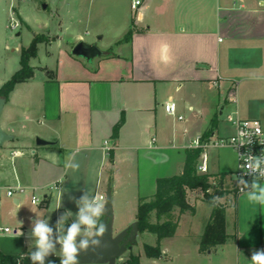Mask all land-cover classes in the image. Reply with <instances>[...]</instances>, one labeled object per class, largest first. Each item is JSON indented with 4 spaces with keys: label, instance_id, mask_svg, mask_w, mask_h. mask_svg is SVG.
<instances>
[{
    "label": "crops",
    "instance_id": "obj_1",
    "mask_svg": "<svg viewBox=\"0 0 264 264\" xmlns=\"http://www.w3.org/2000/svg\"><path fill=\"white\" fill-rule=\"evenodd\" d=\"M109 1L123 9L106 46L100 48L81 33L69 47L57 43L54 67L46 65L41 76L34 71L29 80L15 84L0 115L2 128L13 135L0 149V186L44 189L62 180L57 206L72 213L67 225L76 218L75 201L85 192L97 194L106 181H129L136 205L140 197L152 196L157 178L181 171L185 151L195 147L197 137L207 142L233 133L227 114L261 122L258 111L240 96L264 95V0H141L136 9L132 0H97L98 12ZM14 3L0 0V14L7 10L9 16ZM57 17L61 29L62 17ZM129 30L132 34L124 40ZM95 33L104 36L102 23ZM78 41L96 44L101 54L91 60L72 55ZM168 101L176 104L181 119L166 112ZM214 118L215 127L202 138ZM37 137L50 143L37 146ZM72 153L79 168L66 170ZM202 163L204 173L230 191L224 205L226 241L214 251L199 252L211 206L196 196L194 203L189 198L194 213L178 217L174 235L159 240L160 257L147 258L145 264H252V253L264 249V206L248 201L251 189L237 190L235 152L203 148L198 165ZM259 183L264 186V180ZM121 185L111 188L112 208ZM44 198L42 206L49 202ZM13 201L20 203L17 197ZM196 201L206 208L191 249L186 230L180 245L167 251L163 241L177 240L180 222L197 215ZM25 231L20 227L13 233L24 238ZM27 248L21 239L14 247H0V253L29 254Z\"/></svg>",
    "mask_w": 264,
    "mask_h": 264
},
{
    "label": "rangeland",
    "instance_id": "obj_2",
    "mask_svg": "<svg viewBox=\"0 0 264 264\" xmlns=\"http://www.w3.org/2000/svg\"><path fill=\"white\" fill-rule=\"evenodd\" d=\"M14 6L13 12L9 16L7 10L3 14H0V85L19 68L21 48L27 47L35 37L43 40L37 44L36 57L31 58L29 61L37 76L43 74L46 65L50 68L54 67L57 55V43L65 44L69 47L75 41L77 33H81L89 41L96 42L100 48H104L110 36H112L113 31L111 32V30L115 23L114 20L118 18V15L121 13L120 11L123 9L121 5L113 6L109 1L105 4L103 10L98 12L97 0H15ZM5 9H7V4L5 5ZM56 13L62 17L61 29L59 28ZM12 15L19 23L17 28H11L10 26ZM79 18L84 21L79 23L77 21ZM86 19L89 21L86 22ZM100 23L103 24V37L100 33H95V27ZM58 34L62 35L63 38H59ZM50 44L52 46H49ZM246 95L240 96L242 103L246 105L252 104L254 109L258 111L256 117L264 124V95L248 96L247 93ZM178 122L182 123L183 120ZM59 182L61 184L62 180ZM210 182H212V187L208 189V193L214 195L220 192V196L217 195L219 197L217 201L222 205H228L227 193L230 191L227 188L219 186L216 180L210 179ZM108 183H110L111 188L123 185L120 186L118 194H114V200L116 196V203L120 202L116 204L113 201V232L115 233L119 228L130 227L135 221L137 205L132 196L133 188L130 182L126 180L123 182L119 180L114 182L113 180L106 181L97 190V194L101 193L105 196ZM59 186L53 183L44 189H35L34 194L40 200L36 204L31 202L32 190L29 188H24V192L21 193L16 192L15 197L20 199L19 204H16L13 198L5 196V189L0 191V226L8 227L11 230V233H5L6 235L0 234V247H5L6 245L14 247L21 239H24V241L28 242L27 249L31 252L36 251V248L33 246L31 231L32 224L38 217L47 220L49 227H53V241L55 242L57 236L56 224L58 219L64 214L63 211H59V207L57 206ZM44 195L49 197V202L46 206H42L45 200ZM196 196H200L207 203L203 198L202 191L193 190L189 192V198L192 200V203L196 200ZM196 202L197 215L185 218L180 222L179 239H166L163 241V247H166L167 251H173L180 245V237L186 230H189L191 233L188 239V246L191 249V242L196 237L194 232L200 225L203 210L206 208V205H202L200 201ZM207 204L210 205L209 203ZM176 214L177 209L174 211L173 216L176 217ZM152 220H155L154 214H152ZM66 222H69V219ZM66 222L65 228L67 227ZM20 227L26 229V237L24 238H20L19 233H13L15 229L19 230ZM144 243L155 245L156 235L149 232H138L132 250L125 251L115 261V264L117 261L125 260L130 253L138 254L142 261L141 264H145V260L148 257L144 255L142 250ZM60 247L58 243L55 244V253H59Z\"/></svg>",
    "mask_w": 264,
    "mask_h": 264
},
{
    "label": "trees",
    "instance_id": "obj_3",
    "mask_svg": "<svg viewBox=\"0 0 264 264\" xmlns=\"http://www.w3.org/2000/svg\"><path fill=\"white\" fill-rule=\"evenodd\" d=\"M132 34L129 30L124 37L128 40ZM38 37L33 38L27 47H22L19 56V68L0 86V96L7 99L10 91L15 84L29 80L34 73V68L29 64L31 58L37 55V44L42 42ZM122 123L120 121L114 125L113 134ZM216 125V119H212L210 129L206 130L202 138L208 135ZM203 152L202 147H191L185 151V161L179 173L160 177L156 180V191L150 197H140L138 199L135 221L138 222V232H149L156 235L155 245L144 243L143 253L148 258H158L161 255L159 240L172 237L178 225V217L183 213H194V206L189 200V192L199 189L203 193L204 200L210 204L211 211L207 223L198 243L200 253H207L212 249L222 245L228 235L225 229V206L214 197L220 196V192L212 195L208 189L212 187L210 174L198 171L199 158ZM111 154V152L109 153ZM177 209L178 216L173 213ZM152 214L155 220H152ZM103 222V216L101 217ZM52 261L53 264H60V255H49L46 257L45 264ZM0 264H32L28 254H3L0 253ZM116 264H139V255L130 253L123 261Z\"/></svg>",
    "mask_w": 264,
    "mask_h": 264
},
{
    "label": "clouds",
    "instance_id": "obj_4",
    "mask_svg": "<svg viewBox=\"0 0 264 264\" xmlns=\"http://www.w3.org/2000/svg\"><path fill=\"white\" fill-rule=\"evenodd\" d=\"M241 137H247V144L251 145L253 140L251 134L241 130ZM240 145H245L241 140ZM241 159L245 161L241 167L244 169V175H253L251 183L245 181L243 176L234 177L239 184L245 188L251 189L247 195L250 203L264 206V186L259 183V178H264V151L260 156L245 155ZM79 164L75 162V153L70 154L65 162V169L77 170ZM219 197H214L213 202ZM78 207L76 218L65 228V222L72 215L71 212H65L57 221V236L53 241V228L49 227L48 221L37 218L32 224L31 236L33 237V246L36 251L28 254L32 264H45L46 257L56 252L55 244L60 247V264H79V255L81 252H87L89 248L95 249L101 246V241L107 231V224L101 221L105 215L107 201L99 194H89L85 192L79 200L75 201ZM60 206V205H59ZM58 206V207H59ZM57 207V208H58ZM81 237L77 242V237ZM252 264H264V249L256 250L251 255ZM48 264H53L49 261Z\"/></svg>",
    "mask_w": 264,
    "mask_h": 264
},
{
    "label": "built area",
    "instance_id": "obj_5",
    "mask_svg": "<svg viewBox=\"0 0 264 264\" xmlns=\"http://www.w3.org/2000/svg\"><path fill=\"white\" fill-rule=\"evenodd\" d=\"M141 4V0H132L131 8L136 9ZM19 23L14 19V16H11V28H17ZM214 85H217L216 82H214ZM229 100L234 102L235 98L233 94L229 95ZM165 110L168 114L176 116V104L174 102L168 101L165 103ZM178 119H181L182 116L177 115ZM226 121L231 124L234 128L233 133L226 135V136H220L214 139H211L207 142H202L200 137H197L193 144L195 147H213V148H222V147H228L232 149L237 157V166L233 172V177H240L243 176V179L245 181H248L251 183L253 180V175H244V169L241 167L245 163L243 159H241L242 156L245 155H252V156H260L262 151H264V127H262L261 122L256 118H250V119H242L240 118L236 112H231L225 116ZM243 130L244 132L251 134V139L253 140V143L251 145L247 144V137H241L239 135V132ZM243 140L245 142V145L241 146L240 142ZM106 143V142H105ZM15 154V152H13ZM264 167V165H262ZM198 171L201 173H204L206 171V166L204 163L198 165ZM259 180H264V178H259ZM236 181V188L238 191L247 190L248 188H245L243 185L239 184V182ZM2 189H5V196L9 198H15L16 192H24V187L17 185V186H0V191ZM32 190L31 195V202L32 203H38L40 200L39 198L34 194L35 187L30 188ZM103 196V195H101ZM104 197V196H103ZM1 199V198H0ZM0 231L9 233L11 230L8 227H0Z\"/></svg>",
    "mask_w": 264,
    "mask_h": 264
},
{
    "label": "water",
    "instance_id": "obj_6",
    "mask_svg": "<svg viewBox=\"0 0 264 264\" xmlns=\"http://www.w3.org/2000/svg\"><path fill=\"white\" fill-rule=\"evenodd\" d=\"M71 54L78 57H83L87 60L93 59L101 54L100 49L96 44L78 41L74 44ZM6 98L0 96V115L2 113ZM13 135L6 132L0 124V149L2 145L10 141ZM37 146L46 145L50 142L37 137L35 140ZM105 200L107 201L103 222L107 224V231L104 234L101 246L99 248H89L87 252H81L79 255V264H115V261L125 252L131 251L133 244L136 241L138 233V222L134 221L130 227L119 232H113V210L111 202V187L107 186L105 192ZM81 237H77V242Z\"/></svg>",
    "mask_w": 264,
    "mask_h": 264
}]
</instances>
